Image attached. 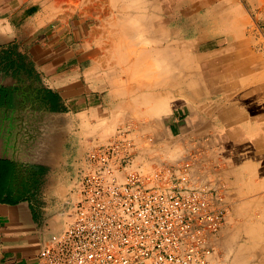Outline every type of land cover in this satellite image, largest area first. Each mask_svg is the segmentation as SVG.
Masks as SVG:
<instances>
[{"label": "crops", "instance_id": "obj_1", "mask_svg": "<svg viewBox=\"0 0 264 264\" xmlns=\"http://www.w3.org/2000/svg\"><path fill=\"white\" fill-rule=\"evenodd\" d=\"M201 1L182 4L190 8ZM213 1L193 10L195 26L189 28L187 40H196L201 54L217 56V62L210 65L222 70L238 61L232 57H241L235 65L236 78L230 74L226 80L239 81L242 75L246 83L248 78L246 96L239 89L222 96V92L200 85L181 91L177 87L169 93L170 99L177 95L170 108L169 101L165 111H151L162 115L169 127L166 142L183 146L184 151L207 150L205 145H213L217 138L225 141L230 152L227 160L237 161L228 163L220 174L231 202L220 237L228 243L240 231L244 235L255 231V262L264 264V35L255 31V24L264 22V0H221L225 10L220 19L215 14L218 9L212 8L218 1ZM212 41H216L215 47L204 50ZM98 55L85 36L83 18L62 14L55 0H0L3 264H36L45 240L65 224L55 219L44 231L28 194L16 197L15 180L6 170L11 166L37 169L36 182L45 185L50 212H69L73 208L72 184L78 179L74 193L78 196V181L87 161V129L98 134L101 112H107L105 99L110 98L109 109L111 102L125 101L121 91L117 93L116 81L106 78L99 67ZM143 91L128 93L134 97L147 95L149 90ZM159 91L163 94L162 88ZM158 144L164 145L163 141ZM258 251L261 260L256 257Z\"/></svg>", "mask_w": 264, "mask_h": 264}, {"label": "built area", "instance_id": "obj_2", "mask_svg": "<svg viewBox=\"0 0 264 264\" xmlns=\"http://www.w3.org/2000/svg\"><path fill=\"white\" fill-rule=\"evenodd\" d=\"M135 136L120 127L88 153L70 223L36 264H211L229 210L224 194L170 170L132 169Z\"/></svg>", "mask_w": 264, "mask_h": 264}, {"label": "rangeland", "instance_id": "obj_3", "mask_svg": "<svg viewBox=\"0 0 264 264\" xmlns=\"http://www.w3.org/2000/svg\"><path fill=\"white\" fill-rule=\"evenodd\" d=\"M81 1L82 3L79 5L77 0H55V4L61 9L62 14L66 13L69 16H75V19L83 18L85 36L90 40V46L99 54L97 56L100 59L99 67L104 69L106 78H112L113 81H116L115 86L120 88H117V93L121 91V100L123 98L125 99L124 102H115L117 105L111 102V109L107 106V104L109 105L110 98L103 101L106 104L105 109H107V112H101L98 134L96 131L92 132L93 130L91 128L87 129L89 134L85 143L86 157L94 148L107 143L118 128L131 126L135 131L137 145L132 169H140L145 172L160 169L164 171L170 170L173 175L172 178L185 175L194 186L221 191L225 196L229 208L231 202L225 191L226 188L228 189V186H223L225 184L220 174L228 163H234L237 160H227L230 152L223 145L225 141L217 138V140L213 141V145H205L207 150H199L195 147L194 151H184L182 150L183 146H173V142L170 140L166 142L169 136V127L165 119L162 115H155L151 111V106L161 98L162 93L159 91L161 87L158 85L156 87L155 84V86L149 89L148 94L143 93V96L138 93L134 97H131L128 93L130 86L128 85L126 68L122 60L119 62V59L123 57V50L119 48V43L123 42L124 35H126L124 31L127 29V26L135 25L137 20L142 17L144 9L140 10L134 7L124 9L119 5V2L110 3L109 0ZM185 1L158 0L156 4H153L154 8L159 7V10L163 9L159 11L160 16L168 27L177 31V39H188L190 34L189 27L186 24V18L182 16L178 17L180 12L182 13V11L187 10V7L182 4ZM255 31L263 36L264 22L255 24ZM215 44L216 41H212L204 50L215 47ZM138 47L140 48L141 44H137L136 48ZM107 52L111 53L108 59L106 58ZM117 69L122 70L123 73L120 74ZM164 89L168 93L171 91L170 87ZM178 90L185 89L180 88ZM175 98L177 99V95L169 99V108L175 102ZM159 141H163L164 145L158 144ZM232 149L233 151L231 153L235 151V147H232ZM86 170L87 165H85L84 172ZM14 171L15 183L12 184V187L17 190L16 197L18 198V195L23 196L28 194V201L36 209L35 218L37 223L42 226L44 231H46V228L52 220L56 219L58 223H65L62 230L52 234L51 237L60 234L70 223L72 210L68 212L67 210L61 209L58 212H50L49 199L46 197L47 194L43 192L45 185L36 182L38 179L36 175L39 172L37 169L14 168ZM76 181L71 187L74 191L72 192L73 206L77 198L76 194H74ZM227 215L222 228L212 241L215 250L211 264H256L255 231L250 232L249 235H244L242 231H237L239 235L232 236L228 243L222 242L220 235L221 230L226 225ZM51 237L49 236L45 240V243Z\"/></svg>", "mask_w": 264, "mask_h": 264}, {"label": "bare ground", "instance_id": "obj_4", "mask_svg": "<svg viewBox=\"0 0 264 264\" xmlns=\"http://www.w3.org/2000/svg\"><path fill=\"white\" fill-rule=\"evenodd\" d=\"M109 1L110 3L119 2V5L124 9L132 7L140 10L144 9V13L137 20V23L127 26L124 31L126 35H124L123 42L119 43V48L123 50V57L119 59V62L122 60L126 68L130 93H135L141 88L142 91L149 90L155 84L162 88L161 98L151 106L155 113H161L168 107L170 97H168L169 93L165 92L164 88L166 87H170V93H172L177 87L188 90L200 85L201 89L208 88L215 93L217 91L222 92V96L231 90L239 89L242 91L241 94L246 96L250 86L248 85L249 79L246 78L247 82L245 83V79L243 80L241 75L239 81L232 80L236 78V76L233 78V75L238 73L235 65L241 57H232L238 58V61L231 62V67L224 70L216 65L211 66L210 64L217 62V56L201 54L200 46H197L198 42L196 40L177 39V31L168 27L160 16L159 11L163 9L159 10V7H153V4H156L158 0ZM205 1L211 0L201 1L195 7L190 8L188 4L183 3L187 10L180 12L178 17L186 18V24L190 31L191 27L194 29L195 26L193 10L203 9ZM216 1H218L217 6L212 8L218 9L215 14L220 19L224 16L225 8L223 7L225 6L221 7V0ZM77 3L80 5L82 1L77 0ZM189 17L191 18L189 19ZM240 24L243 25L244 23L239 22ZM195 28L197 29V27ZM137 44H141V47L136 48ZM108 52L106 55L111 56V53ZM223 61L224 59L221 62ZM230 74L232 77L231 83L226 80ZM261 254V251L256 253L259 260L262 259Z\"/></svg>", "mask_w": 264, "mask_h": 264}, {"label": "trees", "instance_id": "obj_5", "mask_svg": "<svg viewBox=\"0 0 264 264\" xmlns=\"http://www.w3.org/2000/svg\"><path fill=\"white\" fill-rule=\"evenodd\" d=\"M6 172H7V175L8 176H10V177H13L12 179L14 180V178H15V175H14V173H15V171H14V167H9L7 170H6ZM14 184V183H13ZM0 187H1V184H0ZM3 187V186H2Z\"/></svg>", "mask_w": 264, "mask_h": 264}, {"label": "water", "instance_id": "obj_6", "mask_svg": "<svg viewBox=\"0 0 264 264\" xmlns=\"http://www.w3.org/2000/svg\"><path fill=\"white\" fill-rule=\"evenodd\" d=\"M0 264H3V263L1 262V260H0Z\"/></svg>", "mask_w": 264, "mask_h": 264}]
</instances>
